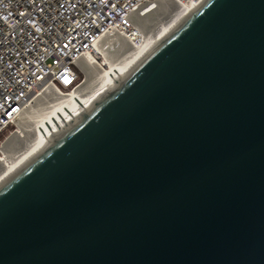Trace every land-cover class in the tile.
Segmentation results:
<instances>
[{
    "label": "water",
    "instance_id": "95a60500",
    "mask_svg": "<svg viewBox=\"0 0 264 264\" xmlns=\"http://www.w3.org/2000/svg\"><path fill=\"white\" fill-rule=\"evenodd\" d=\"M0 264H264V0H201L21 155Z\"/></svg>",
    "mask_w": 264,
    "mask_h": 264
},
{
    "label": "built area",
    "instance_id": "2783aa9c",
    "mask_svg": "<svg viewBox=\"0 0 264 264\" xmlns=\"http://www.w3.org/2000/svg\"><path fill=\"white\" fill-rule=\"evenodd\" d=\"M147 1L0 0V136L42 86L76 88L83 74L79 63L93 59L100 39H130L132 17Z\"/></svg>",
    "mask_w": 264,
    "mask_h": 264
},
{
    "label": "bare ground",
    "instance_id": "6f19581e",
    "mask_svg": "<svg viewBox=\"0 0 264 264\" xmlns=\"http://www.w3.org/2000/svg\"><path fill=\"white\" fill-rule=\"evenodd\" d=\"M196 7L192 0L145 2L132 17L135 33L130 39L119 34L102 38L94 46L93 59L80 61L85 79L76 88L63 94L51 84L42 86L15 121L18 129L0 145V176L21 155L102 97Z\"/></svg>",
    "mask_w": 264,
    "mask_h": 264
},
{
    "label": "rangeland",
    "instance_id": "374dc122",
    "mask_svg": "<svg viewBox=\"0 0 264 264\" xmlns=\"http://www.w3.org/2000/svg\"><path fill=\"white\" fill-rule=\"evenodd\" d=\"M85 79V74L83 72L82 76H81V81H83ZM68 91H63V94H67ZM69 93V92H68ZM18 129L17 124H15L14 126L9 127L6 131L3 132V134H1L0 136V145H2V143L11 136V134H13L16 130Z\"/></svg>",
    "mask_w": 264,
    "mask_h": 264
}]
</instances>
